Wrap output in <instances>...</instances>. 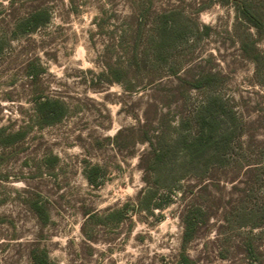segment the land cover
<instances>
[{
  "label": "rangeland",
  "instance_id": "rangeland-1",
  "mask_svg": "<svg viewBox=\"0 0 264 264\" xmlns=\"http://www.w3.org/2000/svg\"><path fill=\"white\" fill-rule=\"evenodd\" d=\"M239 1L258 26L233 0H0V264H264V0Z\"/></svg>",
  "mask_w": 264,
  "mask_h": 264
},
{
  "label": "trees",
  "instance_id": "trees-1",
  "mask_svg": "<svg viewBox=\"0 0 264 264\" xmlns=\"http://www.w3.org/2000/svg\"><path fill=\"white\" fill-rule=\"evenodd\" d=\"M233 2L236 3L237 11L238 13L244 18L249 20V22L253 23V25L258 26L259 25V18L258 16L253 13L243 2L239 0H233ZM38 110L40 111V119L43 122L49 123V120H55L58 119L59 115V109L56 104H54L51 100H46L45 102H41L38 106ZM192 227L191 221L187 222V230L186 233L189 234L188 230ZM251 246H249V249ZM183 262L186 264L191 263L189 258L185 255H183ZM184 263V264H185ZM33 264H54L48 259V256L46 253H42L41 255L39 254H34L33 256Z\"/></svg>",
  "mask_w": 264,
  "mask_h": 264
}]
</instances>
